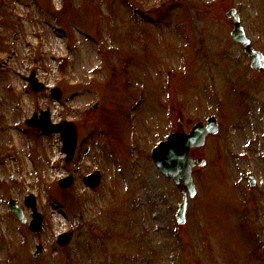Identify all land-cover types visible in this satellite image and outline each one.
Listing matches in <instances>:
<instances>
[{"label": "rangeland", "instance_id": "obj_1", "mask_svg": "<svg viewBox=\"0 0 264 264\" xmlns=\"http://www.w3.org/2000/svg\"><path fill=\"white\" fill-rule=\"evenodd\" d=\"M230 8L264 53V0H0V264H264V68L232 40ZM31 70L61 100L32 92ZM53 106L77 126L70 161L58 133L25 124ZM211 113L219 134L193 153L206 163L178 224L181 187L150 152L177 118L188 131ZM29 192L37 233L6 204L30 218Z\"/></svg>", "mask_w": 264, "mask_h": 264}, {"label": "water", "instance_id": "obj_2", "mask_svg": "<svg viewBox=\"0 0 264 264\" xmlns=\"http://www.w3.org/2000/svg\"><path fill=\"white\" fill-rule=\"evenodd\" d=\"M233 19V29L231 31L232 38L243 46L244 52L250 58L252 67L260 70L264 67V57L263 54L252 47L250 40L245 36L243 27L240 23V19L235 10H230L227 13ZM31 84L33 90L43 89L44 86L38 82L34 75V71L31 72L30 76L27 77ZM53 93L57 98L60 96L59 90H54ZM40 117L36 118L33 115L32 118L28 119L27 122L33 125L40 126L43 130L52 132L59 130L64 148L67 152V160H70L73 156V152L76 145V128L72 122L61 121L57 124L51 123L49 119V111L41 110ZM217 132V121L214 115L208 118V124L204 126L200 122H196L191 128L190 133L186 134L182 131H176L170 133L167 136L166 141L160 142L153 150V158L158 168L164 173L168 178H172L173 181L179 185L183 186L182 194L183 199L179 205L178 218L179 221L184 222L185 220V210L187 204L186 189L190 197L195 194V186L192 179V167L195 165H203L204 161L201 159L194 160L190 157V148L196 146H202L205 142V138L209 133ZM98 173L95 172L90 174L85 178L86 183L91 186H95L98 183ZM73 182L72 176L67 179L60 180L62 186L71 185ZM25 203L31 206L33 209V220L30 227L34 230H38L41 227L42 215L36 210L34 195L29 194L25 197ZM10 210L15 212L20 218L24 220L22 210L15 204V200L11 199L9 201ZM71 232H66L60 235L58 239L59 244L65 245L70 241ZM38 250L34 252V256L37 257L40 254L41 246H37Z\"/></svg>", "mask_w": 264, "mask_h": 264}, {"label": "bare ground", "instance_id": "obj_3", "mask_svg": "<svg viewBox=\"0 0 264 264\" xmlns=\"http://www.w3.org/2000/svg\"><path fill=\"white\" fill-rule=\"evenodd\" d=\"M51 77H52V75L50 74V78H51ZM49 82H50V81H48V84H49ZM56 111H57L56 106H54V107L51 108V114H52V115L55 114Z\"/></svg>", "mask_w": 264, "mask_h": 264}]
</instances>
